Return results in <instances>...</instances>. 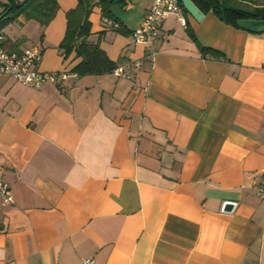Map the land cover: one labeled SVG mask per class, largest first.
Masks as SVG:
<instances>
[{
	"label": "crops",
	"instance_id": "0c3cea01",
	"mask_svg": "<svg viewBox=\"0 0 264 264\" xmlns=\"http://www.w3.org/2000/svg\"><path fill=\"white\" fill-rule=\"evenodd\" d=\"M57 2L46 25L17 18L34 34L4 33L9 51L37 46L39 69L67 77L34 87L0 74V174L13 196L0 195V264H264V32L208 11L184 13L185 25L168 15L136 42L153 0L110 8L125 32L96 6L89 40L140 66L77 76L81 58L59 49L77 0Z\"/></svg>",
	"mask_w": 264,
	"mask_h": 264
},
{
	"label": "trees",
	"instance_id": "16d2710c",
	"mask_svg": "<svg viewBox=\"0 0 264 264\" xmlns=\"http://www.w3.org/2000/svg\"><path fill=\"white\" fill-rule=\"evenodd\" d=\"M201 12H212L217 18L226 24L237 27V21L240 19L264 20V0H192ZM184 13L188 11L183 7L179 0ZM17 4H21L17 7ZM57 0H11L4 5L0 13V30L1 25L23 16L25 19H34L41 25H46L55 15L58 9ZM11 9L8 10V6ZM128 0H77L75 8L66 13V29L63 38L59 43V49L64 58L70 53H75L80 57V62L72 68L73 73L77 76L86 74H103L111 73L118 66V61L110 59L105 51L97 42H91V22L88 16L94 7H99L101 16L108 18L117 26L105 25V28H112L123 32L120 22L111 16L110 8L118 6L125 9ZM125 32V31H124ZM201 52L209 54L215 58H221V54L214 49L200 46ZM0 226V230H1Z\"/></svg>",
	"mask_w": 264,
	"mask_h": 264
},
{
	"label": "built area",
	"instance_id": "2783aa9c",
	"mask_svg": "<svg viewBox=\"0 0 264 264\" xmlns=\"http://www.w3.org/2000/svg\"><path fill=\"white\" fill-rule=\"evenodd\" d=\"M175 15L181 25H185L183 8L179 0H153L145 12L140 25L132 32L134 41L148 42L158 36L161 21L168 15ZM105 25L117 26L108 18H104ZM5 34L0 30V74L12 76L22 84L38 87L47 81L60 84L67 77V73L60 71L44 72L39 69L41 51L37 46L26 48L21 52L9 51L4 46ZM140 66V61L134 60L119 64L111 72L118 77H129L132 68ZM0 174V195L4 203L13 202L9 184ZM258 196L264 199V173L258 186ZM83 264H95L93 258L82 260Z\"/></svg>",
	"mask_w": 264,
	"mask_h": 264
},
{
	"label": "water",
	"instance_id": "95a60500",
	"mask_svg": "<svg viewBox=\"0 0 264 264\" xmlns=\"http://www.w3.org/2000/svg\"><path fill=\"white\" fill-rule=\"evenodd\" d=\"M183 7L188 11V13L194 17L196 20L201 21L204 18V13L196 6V4L192 0H180ZM21 4H17L19 7ZM12 7L11 5L8 6V10ZM237 26L246 29L251 32L255 33H262L264 32V20H253V19H240L237 21ZM234 203L226 202L224 204V209L226 211H230Z\"/></svg>",
	"mask_w": 264,
	"mask_h": 264
},
{
	"label": "rangeland",
	"instance_id": "374dc122",
	"mask_svg": "<svg viewBox=\"0 0 264 264\" xmlns=\"http://www.w3.org/2000/svg\"><path fill=\"white\" fill-rule=\"evenodd\" d=\"M10 1L11 0H0V13L3 11L4 5L7 3H10ZM17 1H23V0H17ZM18 17L2 24L1 30L4 33L9 34L11 36L15 35V36H19V37H23V34L27 33V32L30 33V35L34 34L31 27H29L30 24H34L33 23L34 21H30L31 23H28L27 25H23L17 20ZM24 42H26V41H24Z\"/></svg>",
	"mask_w": 264,
	"mask_h": 264
}]
</instances>
